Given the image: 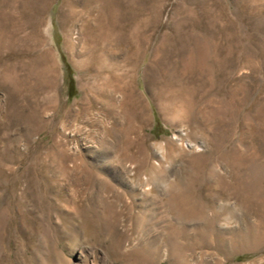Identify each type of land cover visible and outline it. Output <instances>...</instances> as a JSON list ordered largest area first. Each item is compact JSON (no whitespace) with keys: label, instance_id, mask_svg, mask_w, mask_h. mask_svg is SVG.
Instances as JSON below:
<instances>
[{"label":"rangeland","instance_id":"374dc122","mask_svg":"<svg viewBox=\"0 0 264 264\" xmlns=\"http://www.w3.org/2000/svg\"><path fill=\"white\" fill-rule=\"evenodd\" d=\"M0 264H264V0H0Z\"/></svg>","mask_w":264,"mask_h":264}]
</instances>
